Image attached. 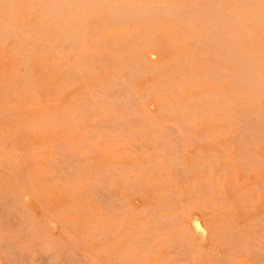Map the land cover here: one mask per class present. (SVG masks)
Returning <instances> with one entry per match:
<instances>
[{
    "label": "bare ground",
    "instance_id": "obj_1",
    "mask_svg": "<svg viewBox=\"0 0 264 264\" xmlns=\"http://www.w3.org/2000/svg\"><path fill=\"white\" fill-rule=\"evenodd\" d=\"M25 1L0 0V11L6 12L5 15L0 13V41L3 42L9 36L15 37L14 42L10 45L9 51L11 56L8 58L1 57L0 59V70L8 71L10 69L15 72L18 69L13 68L14 62L18 63L22 68V72L15 73L18 74L19 81L25 86L29 89L33 87L31 91L36 89H34V82L36 86L39 84L44 88L50 87L52 83L58 85L59 82L63 81V79L58 78L62 73H66L69 76L70 83L72 82V77L73 80L75 79L74 81L79 80V78L76 79L75 77L80 73L83 74V79L84 76L86 78V75L98 74V70L100 71L102 65L109 67L106 64L107 61H116V59H124L126 57L123 51L121 56L124 55V58L116 52L115 55L107 57L106 50L109 47L108 45L111 43L113 47L115 46L113 43L121 42L124 38L126 40L133 38L132 42H128L127 46L119 47H123L127 56H130L128 62L126 59V62L124 60V62H121V59H119V64L110 63V68L115 74L110 76L109 74L111 73L108 72L105 78H108V76L111 78L103 80V77L99 88L97 86L93 88V84L91 85L92 88L89 86L84 88L87 93H82L83 95H79L80 97L74 96L78 105L73 110L75 111L76 109L79 114L78 117H76L78 114L74 117V113L69 115L66 113L67 111L65 112L66 116L60 110L62 107H58L59 110L52 117L50 116L52 110L44 105L42 108L46 113L43 115L42 122L40 123L46 126L50 124L51 120H54L53 124L58 125L61 122L63 123L64 120V123L60 125H65L66 123L69 126L67 119L70 117H72V120L75 118L74 122L82 118V121L79 120L80 124L85 119H87L88 123L92 118L95 119L96 117L97 120L99 114L107 113L108 109L111 110L113 104H119V107H121L119 108L120 111L114 110L109 112L108 115L106 114L107 116L100 115L98 118L101 121L103 117L106 123L107 121L108 123L110 122V126H108L110 127L108 128V131L110 129V136L108 131L104 130L105 133H108L105 134L107 135L105 137L109 138L104 139L102 137L104 140L99 141L98 138L100 137L98 136L99 143L104 142L102 146L104 144L106 146V143L112 142L110 137L114 140L116 139V143H121L130 137L131 140L134 133L140 137L142 134L150 133L154 129H150L151 127H156L160 132H155L157 129L153 130L154 134H158L154 135L151 132L150 135L153 134V138H146L147 141H145L149 143L147 145L149 146L148 148L153 146L152 148L156 151L158 150V152H154L152 148H147V151L150 155L152 153V156L156 160L158 156L164 155L162 157L163 161L157 160V162L160 165H164L162 162H166L168 159L169 166L166 162L160 168V165L157 166V162L149 160V163L147 159L143 161L145 160V154H148L147 152L143 153L144 157L142 161L137 160L132 165H130L131 163L127 164L123 162V164L120 162L116 166H111V162L107 161L109 165H107L108 163L105 165H107V168L110 166L108 168L109 171H101V169L96 168L95 164L92 163L90 155L97 144L95 146L92 145L91 139H88L93 136L89 137V131L91 133V130H94V128L97 131L98 127L91 128V126H96V123V125L88 126L89 128L86 126L89 130L85 133L88 134V138L84 135L86 139H80L87 145L86 148L84 147L85 150H79V144L77 143H69L67 148L65 147L66 144L63 145V140L59 138L60 141L58 140V142L61 143L62 141L61 145L67 148V150L69 149L67 152H70L71 155H65L63 152L64 148V150L61 149L60 151L48 149L49 154L46 157L48 167L36 164V169L42 170H40L42 175L40 177V184H37L38 181L35 180H30V185L26 181L24 183L17 181L19 183H13L15 186L12 187L8 183L13 181L7 180L8 186L3 187L2 185L3 188H0V264H163L164 258L162 254L160 255V252H162L164 246H166L168 257L172 258L169 264H196V262L197 264L198 262L199 264H204L202 258L205 257H207L206 259H208L210 264L213 263L211 261H214L213 264L216 262L225 264L226 259L231 258L230 253H228L229 251H227L228 254H224V258L222 251V259H220V253L216 252L214 248H211V250L207 248L205 250L200 239L197 240L195 238L197 232L201 236H206V233H210L212 236L210 240H213L215 244H217V240L221 244L228 236H232L233 240H229V243L232 245L229 246V248L232 247L229 249L231 252L232 249L233 252L235 251L233 245L235 236L234 243L238 247L240 246L239 251L245 248L248 250L247 252L252 251V254L256 257L255 259H257L258 254H261L263 257L264 245L261 246V244L264 242V0H27L28 3L32 2L31 4L34 8L38 7L37 12L40 16L38 17L46 21L45 25L41 22L42 26H38V23L37 26L33 25V23L30 25V22L24 25L23 22L25 20L21 19V23L13 19V15L18 10H22L24 14ZM90 17H97L101 23L97 24L95 23L96 21L91 20L92 23L94 22V25H90ZM159 18L167 21V25L162 28L158 26ZM130 20H133L136 27V30L132 32L134 36L130 34L131 37L127 35V38L123 31L115 33L111 38L109 36H99L98 34L101 30L99 26L102 27V31L116 25L124 27V24L126 25V22ZM33 21L34 23L37 22ZM106 31L108 32V30ZM179 32L183 34L184 40L186 38L189 40L187 44L175 48V46H178L176 43ZM156 37H158V41L155 40ZM90 39L92 40V44L90 43ZM165 39H170L173 43L170 42L169 44L164 41ZM124 43L126 42L124 41ZM148 47L151 50L147 51ZM168 47H173L172 50L174 49L170 53L171 55L180 57V59L186 62L184 64H180L179 62L180 66L183 67L182 69H185L181 73L169 69V72L158 75V77L160 76V80L153 81V83L150 80H146L149 81V85L147 84L148 86L146 85L147 87L144 88L146 89L143 91L144 93L140 92L141 90L139 89V91L138 86L135 85V80L144 76L146 78L147 73L154 75L162 70L160 61L151 59L150 55L163 57L165 56L164 54H167ZM178 48L180 51L176 50ZM103 49H106L104 52L107 56L105 55V57L99 52ZM51 52L55 54L54 57L49 56L48 53ZM37 53L39 56H36ZM13 55L18 56L14 59ZM207 55L212 59L206 58ZM180 59L179 61H181ZM142 62H146L147 67H144ZM179 64L177 63L175 66H179ZM98 65H101L100 68H98ZM177 69H180V67ZM9 78L11 80V77ZM225 81L229 82V90L225 89L227 91L224 90L223 86L221 88V84L225 83ZM66 82L65 84H69V82ZM202 83H204V86ZM207 83L212 84V87L206 89L205 84L207 85ZM201 84L202 86H200ZM180 85H183V88H197V91L189 95L184 94L183 99H180L174 94L178 92L175 89L179 90ZM171 89H174L175 92L173 93ZM167 91H172L173 94L170 92L166 94L165 92ZM14 92L17 93V91ZM154 92L175 96H172L173 99L164 96L166 100L161 103L160 109L157 105L160 110L157 111L161 113L160 116H158L159 114L156 115L155 112H150L149 108L148 111V109L142 110L139 107L142 105V107L146 108L147 106H143L146 101H144V98L148 94L153 97L152 93ZM34 94L38 96L37 91H34ZM53 102L60 104V96ZM137 104L139 106H136ZM3 113H6V111ZM17 113L19 114V112ZM110 113L112 120L109 121L106 119H108ZM169 113L175 114L177 118L173 116L174 119H171L169 117L171 114ZM2 115L4 116V114ZM6 115L10 117L8 113ZM85 115L87 118L84 119ZM90 115L92 118L89 117V120L88 116ZM210 118H213L217 123L226 122V126L231 127L233 132L227 138V141H224L226 144L222 146L220 144L217 145V149L210 147V149L206 148L207 150L202 152L198 144L196 145L194 154H192V158L196 154L194 157L196 160L193 158L195 160L194 163L190 161V165L194 164L191 170H193L195 175L188 178L187 175L189 174L187 172H189V166L185 163V159L181 158L180 153L183 151L187 153L185 147L187 143L190 144L189 140L193 142L192 138L195 139L196 143L200 139H202L201 143H203L204 139V143L211 141V136L207 129L201 132V130L196 128L200 126L201 121ZM130 120H134L136 126H133L131 122L129 123ZM104 121L102 122L105 123ZM70 124H72V121ZM80 124L76 125L75 123L74 125L80 126ZM19 125H22L21 123L17 125L19 128L18 132L20 133V130L23 132L22 129L24 127L21 129ZM37 126L33 127V129H39V132L40 128H37ZM223 126L220 127L219 124L216 129V133L218 132L219 136H213H216L218 139L220 136L222 138ZM6 129H8L7 126L4 129L7 132ZM2 130L0 126V132H3ZM26 130L24 128V132H28ZM66 130L68 129L64 128L62 131ZM77 130L79 131V129ZM5 131L3 132L4 135L7 134ZM104 131L102 135H104ZM19 133L18 135L20 136ZM33 133H36V131H33ZM1 135L0 164L10 156L13 159L14 157L11 154L15 153V149L21 146L20 140L18 141L19 145L15 141L17 138L13 140V144H16V146L14 145L15 148H12L13 152L9 154L10 156H7L8 154L3 153L5 146L2 145V136L4 135ZM25 135L28 134L24 133V136L21 135V139L24 140ZM94 136L96 138V135ZM108 139L109 142L105 141ZM196 139L199 140L196 141ZM95 140L94 142H96ZM58 142L55 140V143ZM82 142L80 144H83ZM23 144L26 145L25 142L22 143V146ZM119 144L118 146H120ZM127 144L126 146L129 147ZM135 144L137 146L136 141H134ZM36 146L38 147L37 144H33V151H36L34 150ZM47 146L48 143H42L43 148H47ZM130 146V149L126 148L125 151H133L135 149L133 152H136L137 155V148H133L132 145ZM48 147L52 148L56 146ZM8 148L10 149L11 147L8 146L6 149ZM38 148L37 151L40 150ZM160 148L163 150L161 152L162 155H158ZM57 149L59 150V145ZM106 149L108 148L106 147ZM111 149L114 151L113 149L115 148ZM100 150L98 149L96 152ZM167 150L169 153L166 152L165 154ZM25 151L26 149H23V153ZM106 152L109 151L107 150ZM41 154L38 153L37 158H34V156L33 158L38 159V155ZM43 154L45 153L43 152ZM119 154L121 155L122 153ZM149 154L147 155L148 157H150ZM121 156L125 157V155ZM15 157H17L16 154ZM17 159L18 157L14 158V162H10L9 158V162L8 160L6 162L14 165ZM25 160L24 163L26 162ZM29 162L31 163V161ZM144 162L148 163L145 164ZM102 163L101 165H104ZM112 163L114 165V162ZM23 164L20 162V166H23ZM16 165L19 164L17 163ZM101 165L99 166L102 167ZM146 165L149 167L151 165V168H148L150 172L149 170L148 172L153 174L152 176H155L153 182L148 183L149 185L145 178L146 175H149L146 172ZM20 166H18L19 170L31 167L29 165L20 168ZM152 166H155V171L153 169L154 173H151L153 172ZM6 167L8 168V165L5 166V169ZM14 167L15 165L11 166L12 169ZM162 167L164 169L171 167V172H163L164 169L162 170ZM46 168L49 169L47 170ZM10 170L6 171L11 172L15 176L19 172L13 173L15 171ZM28 170L30 169L28 168ZM51 171H54L58 175L50 177L53 174ZM1 172L3 173V171ZM27 172L24 171L26 176L29 173ZM65 172H68L69 175L67 176V181L63 183L60 175L63 173L65 175ZM176 176L177 180H179V177H182L181 179L184 178L187 187L191 188L189 189L190 193L183 192L179 187L167 185ZM30 178H27V180ZM17 179L19 180L20 178L18 177ZM166 180L169 181L166 183ZM47 182L52 183L54 189L60 185V187L65 186L67 191L73 192L74 201L68 204L64 203L67 213L63 211L62 213L57 209L48 210L47 207V213L44 212L46 215L44 214V217L40 218L28 206L27 203L31 197H35L38 202L40 201L39 204L48 206L49 203L47 201H49L51 191L48 190ZM159 182L160 184L163 182L162 187L167 185L163 187L165 189L157 185ZM185 182L184 184H186ZM115 184L117 188L120 189L122 187L123 191H127L126 193L131 192L132 195L134 193V195H142L143 199H147L149 195L153 197V194L147 196L148 191L150 193L154 192V195H160L162 199V189L164 190L163 192L168 193L170 200L168 202L165 201L167 202L166 204L149 203L136 206L135 203L125 197L126 195H117L112 191V193L110 192L111 185L114 186ZM151 189H154V191L152 190V192ZM63 190L65 194L68 193L65 191V188ZM93 190L96 195H100L97 191L101 192V197L99 198L104 203L106 213H98V210L92 204L93 202L89 194H94ZM69 196L71 197V195ZM165 196L167 195L163 196L164 200L168 198ZM185 196L188 199L183 201ZM95 198L97 197L95 196L93 199L96 200ZM99 198L98 201L100 202ZM98 201L96 200L95 202L97 203ZM177 202L181 204L178 205ZM209 202H212V208H215L213 205L225 207L230 215L233 212L231 211L233 208L240 207V211L241 209L243 210V212L241 211L243 215L248 213V215L254 214L255 217L247 218L250 222L246 220V224L242 225L243 223L237 224L236 222H232L231 218L228 219V214L225 217L227 223L224 222L225 225L219 227L217 224L222 223L220 219H222L224 214L220 215L221 213L219 212L220 218L217 220L220 222L216 221V224L211 223L212 226L208 222H203L199 216L189 214L187 210L190 209L192 211L191 208L194 210L200 208L199 210L204 213L207 210L206 207L209 206L205 205L204 207V204H209ZM189 203L192 206L196 205L197 208H194L196 206H188ZM181 207L182 209H179ZM219 210H222V208ZM215 212L218 213V209ZM186 214L187 216H185ZM205 214L207 213L203 215ZM60 225L61 227H59ZM57 230H60L59 233L61 232V234H55ZM61 235H64V238ZM220 240H223V242ZM250 242L251 246L247 245ZM258 244H260V247ZM33 245H35V250L31 249ZM253 250H257L259 253L257 254ZM35 252H39L40 256L42 254L40 262L32 260ZM215 252L219 254V257H217L218 255L216 256ZM252 254L249 252L248 255L251 256ZM259 256L258 258L263 262L264 257L260 258L261 256ZM174 260L179 261V263H176Z\"/></svg>",
    "mask_w": 264,
    "mask_h": 264
},
{
    "label": "rangeland",
    "instance_id": "obj_2",
    "mask_svg": "<svg viewBox=\"0 0 264 264\" xmlns=\"http://www.w3.org/2000/svg\"><path fill=\"white\" fill-rule=\"evenodd\" d=\"M32 2H29L28 3V1L26 0L25 2H24V4H25V8H24V14H23V12H22V10L21 11H19L18 10V12L15 14V15H17L16 17H14L15 15H13V19H15V21H17V22H21L22 20L21 19H23V24L24 25H27L29 22H30V25L33 23V25H36L37 26V23L39 24L38 26H42V24L43 25H45L46 24V21H43L42 19H40L39 17V14H38V12H37V10H38V7H35L34 8V6L31 4ZM31 5V7L32 8H34V9H32L31 7H30V5ZM20 12H21V15H20ZM0 13H2V15H5L6 14V12L5 11H0ZM19 13V14H18ZM35 13H36V15H35ZM39 16V17H38ZM21 20V21H20ZM30 20V21H29ZM33 20H35V21H37V22H35L34 23V21ZM96 21L95 23H97V24H100L101 23V21H100V19H98L97 17H90L89 18V21L91 22L90 23V25L91 24H93L92 23V21ZM39 21V22H38ZM165 21V20H164ZM163 21V19L162 18H159V20H158V26H160L161 28L162 27H164V26H166L167 25V21H165L164 22ZM41 22H42V24H41ZM22 23V22H21ZM45 23V24H44ZM164 23V24H163ZM133 24V25H132ZM94 25V24H93ZM103 26V25H102ZM100 28H101V30L100 29H98V30H100V32H98V34H99V36H109L110 38L115 34V33H117V32H119V31H123L124 33H125V35H126V37H127V35H130V34H133L132 32H134L135 30H136V27H135V24L133 23V20H130V21H128V22H126V25L124 24V27L123 26H112L111 28H107V29H104L103 31H102V27L101 26H99ZM118 30H117V29ZM106 30H108V32L106 31ZM109 30H111V31H109ZM105 31V32H104ZM102 33V34H101ZM132 36H134V34L132 35ZM178 37H177V45L178 46H175V48H177V47H181L182 45H185V44H187L188 43V40L189 39H185L184 40V38H183V34H181L180 32H179V34L177 35ZM11 36H9L8 38H6V39H4L3 40V42H1L0 41V59H1V57H4V58H8V57H10L11 55H10V45L12 44V42H14V40H15V37H11ZM129 37H131V35L129 36ZM128 38V37H127ZM8 39V41H6ZM133 38H129V39H127L126 40V38H124V40H121V42H117L116 44L115 43H113L115 46H113L112 47V45H111V43L108 45V43H107V45L109 46L108 48H107V50L106 49H103V50H101V51H99L100 52V54L103 56V57H105V55L107 56V57H109V55H110V57L112 56V55H115L116 53L119 55V56H121L122 55V51H123V53H124V55L126 56L125 58H124V55L123 56H121V57H123L124 59H122V58H119V59H121V62L124 60L125 62H126V60H127V62L130 60L129 59V55L127 56V53L126 52H124V49H123V47H125V45L127 46L129 43L128 42H132L131 40H132ZM155 40H157L158 41V37H156V39ZM6 41V43L5 44H3L4 42ZM124 41L126 42V43H124ZM156 41V42H157ZM165 42H167V43H169L170 44V42H172V40H170V39H165L164 40ZM2 43V44H1ZM90 43L92 44V40L90 39ZM120 45H119V44ZM124 43V45H122ZM173 43V42H172ZM111 45V46H110ZM116 45H118V46H116ZM120 46H123L122 48H119ZM167 46H169V45H167ZM107 47V46H106ZM174 47V46H173ZM173 47H168L167 49V54H164L165 56H163V57H159V55H150V58L151 59H154L155 61H160L159 63H161V65H162V72L160 71V72H158V74H152V73H147L146 74V78H145V76L144 77H141V78H136L137 80H135V85L136 86H138V90L140 91V92H142V93H144L143 91L144 90H146V89H144L145 87H147L148 85H149V81H146V80H150V81H152L151 83H153V81L155 82V81H159L160 80V76L158 77V75H163L165 72L167 73V72H169L170 70H174V71H176V72H182L184 69H182L183 67L182 66H180V64L181 63H186L185 61H183L182 59H180V57H175V56H173V55H171L170 53L171 52H173L174 51V49L172 50V48ZM110 49H112L111 51H110ZM120 49H121V52H120ZM53 50V49H52ZM106 50V54H105V51ZM149 50H151V48L150 47H148V49H147V51H149ZM176 50H179V48L178 49H176ZM110 51V52H109ZM180 51V50H179ZM5 52V53H4ZM108 52H109V54H108ZM112 52V53H111ZM116 52V53H115ZM119 52V53H118ZM3 53H4V55H3ZM104 53V54H103ZM49 54V56L51 57H54L55 56V54L54 53H48ZM170 54V55H169ZM18 56V55H17ZM17 56H15V55H13V58L15 59V58H17ZM36 56H39L38 55V53L36 54ZM116 57H118V56H116ZM149 57V56H148ZM165 57V58H164ZM167 57V58H166ZM206 58H211L210 56H208L207 55V57ZM112 59V58H111ZM114 59H116V58H114ZM117 60L116 59V61L115 60H112L111 62L109 61H105L106 62V64L109 66V67H106V66H101V65H98V68H100V66L102 67V68H100V71L98 70V74L97 73H95V74H91L90 76L89 75H86V78H85V76H84V79H83V74H78L75 78L77 79V78H79V80L77 79V81H74L73 80V77H72V82L70 83V79H68V77L69 76H67L66 75V73H62L61 75H60V77H58V78H60V79H63V81H61V82H59V84L57 85L56 83H52L51 84V86L50 87H46V88H44L43 86H41V85H37L36 86V84H35V82H34V84L33 85H35V87H34V91H37V94H38V96H35V94H34V91L32 90L31 91V89H33V87H31L30 85V89L27 87V86H25L22 82H20L19 80H20V78L18 77V74H16L15 72H18V73H21L22 72V68L20 67V65L17 63H15L14 62V66H13V68H16V69H18V70H15V72L14 71H11L10 69H8V71L6 70V71H1L0 70V114H1V116H0V118L2 119H0V126H1V130L4 132L5 130V128H6V126H7V128L8 129H6L7 130V134L6 135H4V133L3 132H0V134H2V135H4V136H2V145L3 146H5L6 148L9 146V147H11L10 149L8 148V149H6L5 147L3 148V149H5L4 151H3V153H6V155L7 156H10L9 154L10 153H12L13 152V150H12V148H15L14 147V145L16 146V144H13V140H15L16 138V142H17V145H19L18 144V141L20 140V144H21V146H22V143L23 142H25V144L26 145H24L23 144V146L21 147V146H19L18 148H16L15 149V153L13 152V154H11V155H13V157L16 159L17 157H18V159L15 161V163L17 162L19 165H16L15 163H14V165H15V169L13 168H11V166L13 167L14 165L12 164V163H8L9 162V158H10V162H14V158L12 159V157L10 156V157H8V158H6V160H3L2 161V163L0 164V173H1V176H3V177H1L0 176V188H3V187H7L8 185L9 186H12V187H14L15 185L13 184V183H15L16 182V184L17 183H24L25 181H26V183L28 184V185H30V180H35V181H38V183L37 184H40V182H41V178L40 177H42V175H41V169H36L37 167H36V164L37 165H42L43 167H48L47 166V164H48V160H47V156H48V149H50L51 151L52 150H56V151H60L61 149L62 150H64L63 152L65 153V155H67V156H69V154L71 155V153L69 152H67V151H69V149L67 150V148H68V144L69 143H77V144H79L78 146H79V150H85V148L87 147V145H86V143L84 144V142H82V140H80V139H86L85 137L88 135V134H85L86 132H87V130H88V126H91V125H96V126H91V128H93V127H98L97 128V131H96V128H94V130H91V133H90V131H89V137L90 136H92V137H90V138H88V136H87V138L88 139H91L90 141H92V145H94L95 146V144H97L95 147H94V150L93 151H91L92 152V154L93 153H95L98 149L100 150L101 148V150L99 151V152H96L94 155H92V154H90L91 155V158H92V163L93 164H95V166H96V168H98V169H101V171L102 170H104V171H106V170H108L109 171V169L108 168H110V166H108V168L106 167L107 165H109V163H110V165L111 166H116V165H118L117 163H127V164H130V165H132V163H136V161L137 160H143V157H144V154L143 153H147L148 151V149H151V148H148L149 146H147V145H149V143L148 142H146L147 140H146V138H151L152 136H154V135H156V134H158V133H153L154 131L153 130H155V129H157L156 127H151L150 129H152V128H154V129H152V131L151 130H149V131H151L153 134H151L150 135V133H145V134H142L140 137L139 136H137L136 135V133H134V134H132L133 135V138L132 139H134V140H130V138H128L129 139V141H128V139L127 140H123L124 142H125V144H123L124 142H117L116 143V139L114 140L112 137H110L111 138V140H112V142L110 141L109 142V139L108 140H105V141H107V142H109V143H106V146H105V144H104V146H102L103 145V143L104 142H102V143H99V141H102V140H104V139H106V138H109V137H105V136H107V135H105V134H108L109 132H110V129H109V131H108V128H110V127H108V126H110L109 125V123H108V121H107V123H106V121H104L105 119L102 117V119L103 120H99L98 118L100 117V115H104V117L105 116H107L108 114H109V112H112V111H120V109L119 108H121V107H119L120 105L119 104H113L111 107H112V109L110 110V109H108V112L107 113H102V114H99L98 116H97V120H96V117H95V119L94 118H92L91 117V115L90 116H88V118L90 117V118H92V120H94V121H92V120H90V118H89V120H90V122H88L87 123V119H85V118H87V116L86 117H83L85 120L83 121V123L82 124H80L81 122L80 121H82L81 119H79V120H77V122H74L75 120V118L72 120V117H70L69 119H71V120H69V119H67V120H65V121H67V122H69V126H68V124H66L65 123V125H60V124H63L64 123V120H63V123L61 122L60 124H58V121L56 120V123L58 124V125H55V124H53V122H54V120H51L50 121V124H47L46 126H44V124L42 123H40V122H42V120L41 119H43L42 117H43V115L46 113V111L44 112V109L42 108V106H48V108L49 109H51L52 110V114L50 115V116H52V117H54V115H55V113H56V111H58L59 109H58V107H62V108H60V110H62V112H63V114H69V115H72L73 113V116L75 117L78 113H77V111H76V109H75V111L73 110V108H76L77 106L76 105H78V103H77V100H76V98L75 97H80V96H82L83 94L82 93H87V91L84 89V88H87L88 86L90 87V88H92L91 87V85H93L94 84V86H93V88H95L96 86H97V88H99L100 87V82L102 81V79H103V77H104V79L103 80H105L106 78H105V76H107L108 74V72H110L111 74H109L110 76L112 75V74H115V72L110 68V63L111 64H119L120 63V60ZM126 59V60H125ZM179 59L182 61H179ZM212 59V58H211ZM114 61V62H113ZM123 61V62H124ZM154 61V62H155ZM119 62V63H118ZM179 62H180V64H179ZM146 62H142V64L144 65V67H147V65L145 64ZM170 63H171V68H170ZM179 64V66L178 67H180V69H177L178 67L177 66H175L176 64ZM173 64V65H172ZM166 65V66H165ZM104 67V68H103ZM173 67H175V68H173ZM177 67V68H176ZM109 69H111L112 70V72H111V70H109ZM170 69V70H169ZM104 70V71H103ZM107 70H109V71H107ZM125 70V69H124ZM106 72V73H105ZM125 72V71H124ZM99 75V76H98ZM102 75V76H101ZM104 75V76H103ZM88 76V77H87ZM9 77H11V80H10V78ZM15 77H16V79H15ZM57 78V77H56ZM71 78V77H70ZM108 78H111V77H109L108 76ZM107 78V79H108ZM91 79V80H90ZM56 80H59V79H56ZM95 80V81H94ZM97 80V81H96ZM16 81V82H15ZM67 81V82H66ZM146 81V82H145ZM65 82L66 83H68L69 82V84H65ZM145 83V84H144ZM9 84H11V85H9ZM148 84V85H147ZM203 84V86H204V83H202ZM202 84L200 85V86H202ZM147 85V86H146ZM11 86V87H10ZM22 88H21V87ZM144 86V87H143ZM181 87H180V89L178 90V89H175V91H178V92H175L174 91V89H171L172 91H173V93L178 97V98H180V99H183L182 97L184 96V94H192V93H194L195 91H197V88H190V87H187V86H184V87H187V88H183L182 86L183 85H180ZM222 86L224 87V90L225 89H228L229 90V82H227V81H225V83H222L221 84V88H222ZM7 87V88H6ZM12 89H10V88ZM210 87H212V84H209V83H207V85L205 84V88L206 89H208V88H210ZM20 88V89H19ZM182 88V89H181ZM10 90L12 91V94H11V92H10ZM88 90V89H87ZM203 90H205L204 88H203ZM14 91H17V93H15ZM172 91H167V92H165L166 94L168 93V92H170V93H172ZM190 91V92H189ZM225 91H227V90H225ZM160 92H162V93H164L163 91H160ZM160 92H154V93H152V95H154L153 97L152 96H149V94H148V96L146 95L145 96V98H144V105L143 106H147L146 108L145 107H142V105L141 106H139V104H137L136 106H139L142 110H146V109H150V112H155V114L156 115H158V116H160V108H161V103L162 102H164L165 100H166V97H164V96H167V97H169L170 99H173V97H175V96H173L172 94L171 95H163V94H161ZM23 93V94H22ZM60 93V94H59ZM95 93H96V90H95ZM151 93V92H150ZM178 93V94H177ZM16 94H18L17 96H16ZM82 94V95H81ZM7 95V96H6ZM80 95V96H79ZM151 95V94H150ZM160 95V96H159ZM60 96V98H61V103L60 104H57V103H54L53 101L56 99H58V97ZM75 96V97H74ZM173 96V97H172ZM185 96H187V95H185ZM146 97H147V99H146ZM168 98V99H169ZM79 99V98H78ZM167 99V100H168ZM50 102V103H49ZM73 103H76V104H74L73 105ZM264 103V102H263ZM116 105V106H115ZM159 106V109H158V106ZM73 106V107H72ZM15 108V109H14ZM57 109V110H56ZM65 109V110H64ZM67 109V110H66ZM149 109H148V111H149ZM15 110V111H14ZM64 110V111H63ZM110 110V111H109ZM157 110H159V111H157ZM5 112L6 111V113H3V112ZM9 111V112H8ZM67 111V112H66ZM74 111V112H73ZM17 112H19V114L17 113ZM54 112V113H53ZM66 112V113H65ZM76 112V113H75ZM159 112V113H158ZM10 114V117H9V115L7 116H5V114ZM15 113H17L16 115H15ZM2 114H4V116L2 115ZM14 114V116H12ZM37 114V115H36ZM62 114V115H63ZM67 114H66V116H67ZM107 114V115H106ZM169 114H171V113H169ZM88 115V114H87ZM3 116V117H2ZM66 116H65V118H66ZM79 116V114L76 116V117H78ZM110 116V117H109ZM108 116V119H106V120H112V115H111V113H110V115ZM173 116L174 117H176L175 116V114H171V115H169V117L171 118V119H174L173 118ZM5 117V118H4ZM35 117V118H34ZM40 119H39V118ZM4 118V119H3ZM10 118V119H9ZM36 118H38V119H36ZM68 118V117H67ZM107 118V117H106ZM177 118V117H176ZM175 118V119H176ZM54 119V118H53ZM101 119V118H100ZM36 120H38V121H36ZM100 122H99V121ZM22 121V122H21ZM24 121V122H23ZM32 121V122H31ZM62 121V120H61ZM71 121H72V124H70L71 123ZM102 121H104L105 123H103ZM19 122V123H18ZM34 122H37V123H34ZM85 122V123H84ZM132 123L133 124V126H136V122H134V120H130L129 121V123ZM134 122V123H133ZM1 123H3L2 125H1ZM21 123V125L22 126H20L19 125V127H21V129L24 127L25 129H27L26 131H28V132H24V128L22 129L23 130V132L25 133V134H28V135H25V137H24V140L23 139H21V137L22 136H24V133L23 132H21V130H20V133L18 132L19 131V128H18V124H20ZM33 123H34V126H33ZM76 123V125L79 123L80 124V126H76V125H74ZM93 123V124H92ZM96 123V124H95ZM101 123V124H100ZM104 124V126H103V124ZM201 124H200V126H197L196 128L197 129H199V130H201V132H202V130H204V129H207L208 130V132H209V135L211 136V143L209 142V143H204V141H205V139L203 140V143H201L200 141L202 140V139H200V141H198L197 143L194 141L195 139L194 138H192L191 140H193V142H191L190 140L188 141L190 144H188L187 143V145H186V152L187 153H185L183 150V152L182 153H180L181 155V158H183V159H185V163L187 164V166H189L188 168H189V172H187V174H189V175H187L188 176V178H191V177H193L195 174H194V172H193V170H191V168H193V165H190V163L192 162V163H194L195 162V160H196V158H194L195 156H196V154L195 155H193V158L195 159V160H193V158H192V154H194L193 152L195 151V147H197L196 145L198 144V147L201 149V151L202 152H204L205 150H207L206 148H208V149H210V147H214V148H216L217 149V145H225L226 143L224 142L225 140L227 141V138H229L230 137V134L233 132V129H231V127L229 128V126H226V122H216L213 118H210V119H204L203 121H201L200 122ZM5 124H6V126H5ZM17 124V125H16ZM102 125V126H100V125ZM106 124H107V126H106ZM135 124V125H134ZM220 124V127H222L223 125V127H224V130H223V132H222V138H221V136H220V138L218 139L216 136H213V135H217V136H219V134H218V132L216 133V129H217V126ZM36 125H38L37 126V128H40V131L38 132V130L39 129H36L35 128V130L33 129V127H35ZM70 125H73V126H70ZM84 125V126H83ZM17 126V127H16ZM41 126V127H40ZM48 126V127H47ZM60 126H62V128H60ZM68 126V127H67ZM77 128H76V127ZM81 126H83V127H81ZM88 128H87V127ZM132 126V127H133ZM225 126H226V128H225ZM103 129H102V128ZM105 127V128H104ZM107 127V128H106ZM45 128V129H44ZM64 128L65 129H68V130H66V131H62V130H64ZM71 128V129H70ZM90 128V129H91ZM14 129V130H13ZM42 129V130H41ZM77 129H79V131L77 130ZM104 131L105 129H106V132L108 131V133H105V131H104V135H102V130ZM31 130V131H30ZM35 132L36 131V133H33V131ZM84 130V131H83ZM17 131V132H16ZM32 132V133H30V132ZM44 133H43V132ZM82 131V132H81ZM159 130L157 129V131L155 130V132H158ZM226 131V132H225ZM8 132H9V134H8ZM64 132H66V133H64ZM94 132H95V134H94ZM99 132H100V134H99ZM160 132V131H159ZM207 132V133H208ZM18 133L20 134V136L18 135ZM30 133V134H29ZM52 133H54L53 135H52ZM18 136H17V135ZM63 134H65V135H63ZM74 134V135H73ZM80 134H81V136H80ZM228 134V135H227ZM22 135V136H21ZM45 135H47V137H45ZM82 135H83V137H82ZM84 135H85V137H84ZM94 135H96V138H95V136ZM131 135V136H132ZM134 135H135V137H134ZM73 136V138H71ZM100 137V138H98L99 139V141H98V139H97V137ZM109 136H110V133H109ZM113 136V135H112ZM10 137H12V138H10ZM104 139H103V138ZM10 138V139H9ZM20 138V139H19ZM59 138L60 139H62L63 140V142H64V144L63 145H65L66 144V146L65 147H67V148H64L62 145H61V143H62V141H61V143L60 142H58V140H59ZM79 138V139H78ZM92 138H94V139H96L95 141L97 142H94V139H92ZM139 138H141L140 140H139ZM153 138V137H152ZM157 138V137H156ZM160 138V137H159ZM7 139H9V140H7ZM75 139V140H74ZM101 139V140H100ZM155 139V138H154ZM11 140H12V142H11ZM23 140V141H22ZM26 140H27V142H26ZM32 140H33V142H32ZM55 140H57V142L58 143H55ZM78 140H79V143H78ZM146 140V141H145ZM149 140V139H148ZM197 140H199V139H196V141ZM14 141V142H15ZM60 141V140H59ZM76 141V142H75ZM131 141V142H130ZM134 141H136V143H137V146H136V144L134 145ZM139 141H140V143H139ZM145 141V142H144ZM48 143V146H56L57 148H58V145H59V150L56 148V147H52V148H49L48 146H47V148H43L42 147V143ZM54 142V143H53ZM83 143V144H80V143ZM151 142H153V141H151ZM195 142V143H194ZM200 142V143H199ZM206 142H208V141H206ZM115 143H116V145L118 146V144L120 145V146H116L115 145ZM128 143V144H127ZM131 143V144H130ZM32 144V145H31ZM33 144L35 145V144H37L38 145V147L40 148V150H38L37 151V146L36 147H34V150H36V151H33V149H32V147H33ZM114 144V145H113ZM126 144L129 146V147H127L126 146ZM153 144V143H152ZM201 144H203V145H201ZM44 145V144H43ZM102 146V147H100V146ZM130 145H132V147L133 148H137V155H136V152L134 153L133 151H135V149L133 150V151H131V150H129V151H131L130 153H129V151L127 150V151H125L126 150V148H129L130 149ZM134 145V146H133ZM27 146V147H26ZM62 146V147H61ZM109 146V147H108ZM161 146V145H160ZM189 146V147H188ZM61 147V148H60ZM85 147V148H84ZM96 147H97V150H96ZM99 147V148H98ZM106 147L108 148V149H106ZM139 147H140V150H139ZM162 147V146H161ZM38 148V149H39ZM42 148V149H41ZM64 148V149H63ZM111 148H115V149H113L114 151H112V149ZM132 148V149H133ZM148 148V149H147ZM205 148V149H204ZM213 148V149H214ZM21 149V150H20ZM23 149H26V151H25V153H28V154H25V153H23ZM111 149V150H110ZM124 149V150H123ZM153 149V148H152ZM203 149V150H202ZM9 150V151H8ZM18 150V151H17ZM30 150H32V151H30ZM105 150V151H104ZM109 151V152H106V151ZM185 150V149H184ZM196 150H198V148H196ZM46 151H47V153H46ZM123 151V152H122ZM153 151L154 152H158V150L156 151V150H154L153 149ZM163 150H162V148H160V152L158 153V155L159 154H161V152H162ZM21 152V153H20ZM43 152L45 153V154H43ZM127 152V153H126ZM166 152L167 153H169L168 152V150L167 151H165V154H166ZM198 152V151H197ZM196 152V153H197ZM24 154V156L22 157V155ZM38 153H42L41 155H38V159H34L35 157L37 158V154ZM119 153H122L121 155H125V157L123 156H121ZM164 153V152H163ZM185 153V154H184ZM15 154H16V156L17 157H15ZM22 154V155H21ZM134 154V155H133ZM148 154H149V152H148ZM148 154H145L146 156L144 157L145 158V160H143V161H146V159L149 161V160H151V161H154V162H157V160H160V161H163L162 160V157L164 156V155H162V156H158V159L156 160V159H154V156H152V153H151V155H150V157H148L147 155ZM153 154H157V153H153ZM184 154V155H183ZM198 154V153H197ZM3 155H5V154H3ZM36 155V156H35ZM136 155V156H135ZM22 158H21V157ZM33 156H34V158H33ZM112 156H113V158H112ZM121 156V157H120ZM127 156V157H126ZM96 157H97V159H99V161H97V159H96ZM104 157V158H103ZM115 157V158H114ZM31 158V159H30ZM94 158V159H93ZM102 158V159H101ZM149 158H151V159H149ZM157 158V157H156ZM165 158V157H164ZM163 158V159H164ZM167 158V157H166ZM11 159H12V161H11ZM25 159H27V160H25ZM29 159V160H28ZM153 159V160H152ZM8 160V162H6ZM22 160V161H21ZM24 160L26 161V162H28V163H24ZM135 160V161H134ZM165 160V159H164ZM29 161H31V163L29 162ZM94 161H95V163H94ZM109 163H108V162ZM169 160L167 159L166 160V162H167V165L169 166V162H168ZM191 161V162H190ZM20 162H21V164H23V166H31V167H25L24 169H21V170H19V168H18V166H20ZM103 162V163H102ZM112 162H114V165H113V163ZM165 161L164 162H162V163H164V165H165V163H166ZM8 163V164H7ZM30 163V164H29ZM101 163L102 164H104V165H101ZM106 163H108L107 165H105ZM123 163V164H124ZM145 164L146 163H148V162H144ZM149 163H150V161H149ZM158 164H157V166H159L160 164H159V162H157ZM161 163V162H160ZM28 164V165H27ZM127 164H125V165H127ZM8 165V168L6 167V169H5V166H7ZM9 165H11V166H9ZM99 165H101L102 167H100ZM155 165H156V163H155ZM163 164L162 165H160L159 167L161 168V166H164ZM166 165V166H167ZM17 166V167H16ZM23 166H20V168H22ZM156 166V167H157ZM165 166V167H166ZM191 166V167H190ZM104 167V168H103ZM106 167V168H105ZM146 167H147V173L149 174V175H146V181H147V184L148 183H150L151 181L153 182V180H154V178H155V176H152L153 174H150L149 172H150V168H151V165H150V167L149 166H147L146 165ZM153 168H152V171H153V169H154V167L155 166H152ZM28 168L30 169V170H28ZM103 168V169H102ZM149 168V169H148ZM171 168V167H170ZM170 168H168L167 167V169L165 168H163L162 167V170H163V172L164 171H166L167 173L168 172H171V169ZM13 170V171H15V172H13V173H16L17 171H19V172H17V174H16V176L14 175V178H13V175H12V173L11 172H8V171H6V170ZM47 170L49 169V168H46ZM10 170V171H11ZM23 170V171H22ZM27 170H28V172H27ZM41 170V171H40ZM51 170V169H50ZM148 170H149V172H148ZM161 170V171H162ZM191 170V171H190ZM1 171H3V173L1 172ZM22 171V172H21ZM24 171L25 172H27L28 174H27V176H26V174H24ZM154 171H155V169H154ZM154 171L153 172H151V173H154ZM8 173V174H7ZM20 173V174H19ZM22 173H23V175H22ZM51 173H53V174H51L50 175V177H54V176H57L56 175V173L53 171H51ZM66 173V172H65ZM10 174V175H9ZM203 174H205V173H203ZM6 175V176H5ZM12 175V176H11ZM20 175H21V177H22V179H21V177H20ZM31 177H29V176ZM69 175V173L67 172L65 175H64V173L63 174H61L60 175V179H61V181H63V183L64 182H66L67 181V176ZM20 178L19 180L17 179L18 177ZM23 176H25V177H23ZM63 176V177H62ZM169 176V175H168ZM6 177H7V179H6ZM9 177V178H8ZM15 177H17L16 179H15ZM174 177V176H173ZM27 178H30V179H28L27 180ZM64 178V179H63ZM182 177H179L178 179L179 180H177V176H176V178H174V179H172V181L171 182H169L167 185L169 186H176V187H179V188H181V190L183 191V192H188V193H190L189 191V189H191V188H188L187 187V183L185 182V180H184V178L183 179H181ZM12 179V180H11ZM181 179V180H180ZM13 181V182H6V181ZM183 180V181H182ZM3 181V182H2ZM17 181H19V182H17ZM167 181H169V180H166V183H167ZM144 182V181H143ZM184 182L186 183V184H184ZM5 185H4V184ZM7 183H8V185H7ZM47 184V187H48V190L49 191H51V195L49 194V201H47L49 204H48V206H43L42 204H39L40 203V201L38 202L37 200H36V198L35 197H31V199L28 201V206L33 210V212L35 213V215L36 216H38V217H40V218H43L44 217V214L45 213H47V207H48V210L49 209H57L58 211H63V212H66L67 213V211H65V208H64V203H66V204H68V203H70V202H72V201H74V199H73V192H70V191H67L66 189V187L65 186H62V187H60V185H58V186H56V188L54 189V187H52V183H50V182H47L46 183ZM180 184V185H179ZM2 185H3V187H2ZM7 185V186H6ZM149 185V184H148ZM157 185H159V186H161V188L162 189H165V188H163V187H166L165 185L162 187V185H163V182H161V184H160V182L157 184ZM154 186H156L155 184H154ZM11 187V188H12ZM65 188V191L66 192H68V193H64V188ZM10 188V187H9ZM123 188L121 187L120 189L119 188H117V185L115 184L114 186L113 185H111V188H110V192L112 191V192H114V194H117V195H126L125 197L126 198H128V200L130 199L133 203H135V205L136 206H138V205H146V204H155V203H164V204H166L169 200H170V197H169V195H168V193H165V192H163L164 190H162L161 189V193L163 194V196L166 194L167 196H165V197H168V198H166V200H164L163 199V196H162V199H161V197H160V195L158 196V195H154V189H151V191L153 192V193H150V191H148V193H147V196L149 195V194H153V197H151L152 195H149V197H150V199H149V197L147 198V199H143V196L141 195V196H139V194H137V195H132L131 194V192H129V193H126L125 191H123L122 190ZM125 189H127V188H125ZM61 190H62V192H61ZM95 190H98V189H95ZM122 190V191H121ZM149 190V189H148ZM192 191V190H191ZM93 192H94V194H95V191L93 190ZM92 192V193H93ZM98 193H100V195H101V192L100 191H97ZM111 192V193H112ZM123 193V194H122ZM94 194H89L90 195V198L92 199L91 201L93 202L92 204H94V206L96 207V209L98 210V213H100V214H103V213H106V211H105V209H104V203H102L101 202V199L99 198V197H101L99 194H95V196L97 197V198H95L97 201H98V198H99V200H100V202L98 201L97 203L95 202L96 200H94L93 198L95 197L94 196ZM129 194H131L130 196H128ZM69 195H71V197L69 196ZM147 196H144V197H147ZM158 196V197H157ZM159 197H160V199H159ZM152 199V200H151ZM159 199V200H158ZM186 199H188L187 198V196H185L184 197V200L183 201H185ZM136 201V202H135ZM165 201H167V202H165ZM179 202H181V201H179ZM179 202H177L178 203V205H180L181 203H179ZM102 203V204H101ZM47 204V203H46ZM41 205V206H40ZM177 205V206H178ZM187 205V204H186ZM190 205V207H194V206H196V205H193L192 206V204H188V206ZM205 205H209L208 207H206V211L204 212V213H207V214H205V215H203L204 213L201 211V210H199L200 208H198V209H193V208H191L192 209V211L190 210V209H187L188 211H189V214H192V215H197V216H199L200 218H201V220L203 221V222H205V223H217L219 220H217V219H219L220 217H219V212L221 213L220 215H222V214H224V220H223V217H222V219H220V221L222 220V223L220 222V224H217V226H223V225H225V223L224 222H226V220H225V217L229 214V212H227V209L225 208V207H218L217 205L215 206V205H213L215 208H212V202H209V204L208 203H206V204H204V207H205ZM210 205H211V207H210ZM169 206V205H168ZM174 206V205H173ZM171 207V206H170ZM62 208H64V210H62ZM99 208V209H98ZM186 208H187V206H186ZM185 208V209H186ZM189 208V207H188ZM194 208H197V206L196 207H194ZM222 208V210H219V209H221ZM226 210H225V209ZM179 209H182V207L181 208H179ZM209 209V210H208ZM218 209V213H216L215 211ZM44 210V211H43ZM102 210V211H101ZM199 210V211H198ZM201 211V212H200ZM231 211H233L232 212V214L230 215H228L229 217H227L228 219H230L231 218V221L232 222H236L237 224H242V225H244V223L246 224V220H247V222H250V221H248L249 219H247V218H249V217H255L254 216V214H252V215H248V213H246V215L244 214H242L241 213V211L243 212V210L241 209V211H240V207H237L236 209H234L233 208V210H231ZM231 211H230V213H231ZM45 212V213H44ZM62 212V213H63ZM210 215H209V214ZM46 215V214H45ZM208 215V216H207ZM248 215V217H246ZM185 216H187V214L185 215ZM189 216V215H188ZM242 216H243V219H242ZM203 217H205L204 219H203ZM213 218V219H212ZM227 219V220H228ZM217 221V222H216ZM244 221V222H243ZM227 223V222H226ZM212 225V224H211ZM241 225V226H242ZM213 226V225H212ZM59 227H61V225L59 226ZM206 236H201V234H199L198 232L195 234V238L198 240V239H200V241H201V244H202V246H203V248L206 250L207 248L209 249V250H211V248H214V250H216V252H218V253H220V259H222V255H221V253H222V251H223V258L225 257V255L224 254H228V253H230V259H226V263L225 264H264V261L262 262L259 258H258V256L260 257V258H263L262 257V255L261 254H258L259 252H257V250L255 251V250H253V251H255L257 254H258V256H257V254L255 253V255L257 256V259H259V260H257V259H255L256 257L254 256V254H252V251H249V252H251V254L253 255H248L249 254V252H247L248 250L247 249H243V250H241L240 249V251H239V248H240V246L238 247V245L236 244V243H234L235 242V236H234V242H233V245H234V248H235V251L233 252V249H232V252H231V250H229L230 248H232V247H230L229 248V246L231 245V243H229V240H233V238H232V236H228V238H226L225 240H224V242H223V240L221 241V242H223V243H218L219 241L217 240L216 241V243L217 244H215L214 242H213V240H210L211 238L210 237H212L211 235H210V233H206L205 234ZM62 237L64 236V235H61ZM64 238V237H63ZM230 238V239H229ZM213 239V238H212ZM45 241V240H44ZM264 241V240H263ZM42 242H43V240H42ZM46 242V241H45ZM231 242V241H230ZM252 242V241H251ZM251 242L250 243H248L247 245H249V246H251L250 244H251ZM253 243V242H252ZM48 244H50V243H48ZM215 244V245H214ZM218 244H220V245H222V246H220V245H218ZM209 245H211V246H209ZM214 245V246H213ZM262 245H264V242H262V244H261V246ZM232 246V245H231ZM258 246L260 247V244H258ZM227 251H229L228 253H227ZM259 251V250H258ZM215 252V253H216ZM239 252V253H238ZM233 253H235V254H233ZM246 253H248V254H246ZM163 255V258H164V260H163V264H169L170 263V260L172 259V258H170V257H168V254H167V249H166V246H164L163 247V249H162V252H160V255ZM239 254V255H238ZM218 255V256H217ZM234 255V256H233ZM216 256L217 257H219V254H217L216 253ZM39 258H41L40 257V255L39 254H37L36 256H35V260H39ZM207 257H205V258H202L203 259V263L204 264H208L209 262H208V259H206ZM209 258V257H208ZM219 259V258H218ZM217 259V260H218ZM234 259V260H233ZM225 260V259H224ZM264 260V259H263ZM175 261V260H174ZM211 261V260H210ZM219 261V260H218ZM222 261V260H221ZM231 261V262H230ZM176 263H179V261H175ZM211 262H213L214 263V261H211ZM223 262V261H222ZM212 263V264H213ZM196 264H197V262H196ZM198 264H199V262H198ZM210 264V263H209ZM215 264H221L220 262L219 263H215ZM223 264V263H222Z\"/></svg>",
    "mask_w": 264,
    "mask_h": 264
},
{
    "label": "crops",
    "instance_id": "obj_3",
    "mask_svg": "<svg viewBox=\"0 0 264 264\" xmlns=\"http://www.w3.org/2000/svg\"><path fill=\"white\" fill-rule=\"evenodd\" d=\"M59 231H60V230H57V231H55V234H61V232L59 233ZM34 247H35V245L31 246V249H34V250H35V248H34ZM35 253H36V254H35ZM35 253H34V256H33V259H32V260H33V261H35V262H40V261L42 260V259H40V258H39L40 260H38V261H37V260H35V256H36V255H37L39 252H38V253H37V252H35ZM39 255H40V253H39ZM40 257H42V254H41V256H40Z\"/></svg>",
    "mask_w": 264,
    "mask_h": 264
}]
</instances>
